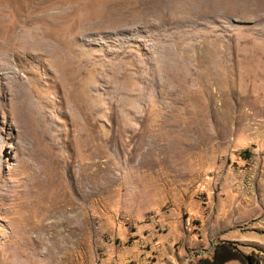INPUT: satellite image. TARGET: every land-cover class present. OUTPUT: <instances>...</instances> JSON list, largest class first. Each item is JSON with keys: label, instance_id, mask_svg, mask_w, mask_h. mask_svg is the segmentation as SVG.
Here are the masks:
<instances>
[{"label": "rangeland", "instance_id": "1", "mask_svg": "<svg viewBox=\"0 0 264 264\" xmlns=\"http://www.w3.org/2000/svg\"><path fill=\"white\" fill-rule=\"evenodd\" d=\"M264 264V0H0V264Z\"/></svg>", "mask_w": 264, "mask_h": 264}, {"label": "trees", "instance_id": "2", "mask_svg": "<svg viewBox=\"0 0 264 264\" xmlns=\"http://www.w3.org/2000/svg\"><path fill=\"white\" fill-rule=\"evenodd\" d=\"M236 259L241 263H252V257L243 255L236 250L229 242H219L215 245L213 253L210 257L199 258L191 264H224L229 260Z\"/></svg>", "mask_w": 264, "mask_h": 264}]
</instances>
